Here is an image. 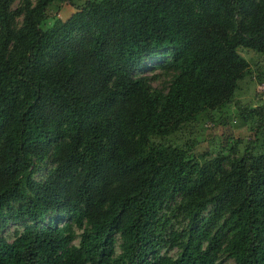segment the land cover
Segmentation results:
<instances>
[{
  "label": "trees",
  "instance_id": "16d2710c",
  "mask_svg": "<svg viewBox=\"0 0 264 264\" xmlns=\"http://www.w3.org/2000/svg\"><path fill=\"white\" fill-rule=\"evenodd\" d=\"M75 2L0 0V264H264V100L195 134L264 81V0Z\"/></svg>",
  "mask_w": 264,
  "mask_h": 264
},
{
  "label": "rangeland",
  "instance_id": "374dc122",
  "mask_svg": "<svg viewBox=\"0 0 264 264\" xmlns=\"http://www.w3.org/2000/svg\"><path fill=\"white\" fill-rule=\"evenodd\" d=\"M35 2V0H32ZM83 0H76L75 4L79 5ZM16 5L12 7L14 9ZM74 8L67 4H54L49 11V18H57L66 20L72 13ZM18 22L20 18L17 19ZM240 55L250 64L254 77L260 75L264 80V53L255 54L246 50H240ZM156 60H148L147 68L137 72L138 75H157L158 78L152 81L154 88H161L166 76L162 73L161 69L154 67ZM264 100V81L257 82L255 79H245L239 83L238 89L235 93L233 103L230 105L228 111L221 112L216 115L214 120L206 121L202 126L196 128V136L200 144L196 147L197 154H201L205 149H209L208 153L211 155L217 152L227 153L232 147L237 145V150H242L243 144L252 136V131L249 126L245 127L237 119L236 114L241 109L249 106L261 105ZM191 138H194L193 136ZM241 142V144H239ZM239 144V145H238ZM21 231L22 225L9 224L3 231V235L7 237L8 241L13 240L15 231ZM78 239L74 241L77 244ZM119 249L117 248V251ZM164 252V251H163ZM169 256L175 254V250L167 253ZM220 264H233L231 259L225 258Z\"/></svg>",
  "mask_w": 264,
  "mask_h": 264
}]
</instances>
